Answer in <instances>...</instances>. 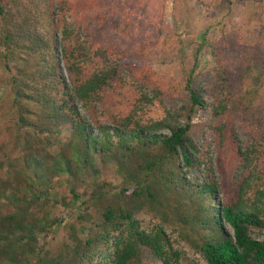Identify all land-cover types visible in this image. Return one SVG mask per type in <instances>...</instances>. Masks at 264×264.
I'll list each match as a JSON object with an SVG mask.
<instances>
[{
	"label": "trees",
	"instance_id": "1",
	"mask_svg": "<svg viewBox=\"0 0 264 264\" xmlns=\"http://www.w3.org/2000/svg\"><path fill=\"white\" fill-rule=\"evenodd\" d=\"M151 2L0 0V64L21 151L11 162L0 158V264H102L107 256L111 264H175L169 228L205 264H264V240L253 237L264 233V170L253 173L255 200L243 199L245 168L264 166V37L247 47L222 34L209 43V79L191 70L181 83L153 71L145 61L153 45L135 39L136 17ZM71 101L94 126L98 115L108 125L94 133ZM195 116L233 176L231 189L189 178L203 164L189 133ZM97 162L113 164L120 184L102 181L77 195L82 174H99ZM63 176L76 221L94 231L69 224L68 243L50 255L39 239L61 223L51 214L63 200L48 193ZM145 216L155 222L150 233Z\"/></svg>",
	"mask_w": 264,
	"mask_h": 264
},
{
	"label": "rangeland",
	"instance_id": "2",
	"mask_svg": "<svg viewBox=\"0 0 264 264\" xmlns=\"http://www.w3.org/2000/svg\"><path fill=\"white\" fill-rule=\"evenodd\" d=\"M174 2L175 6L172 0H152L153 7L136 17L137 22L133 29L137 41H148L153 45L148 51V57L145 59L148 66L156 73L171 77L178 82L182 83L184 72L191 70L197 74L202 82L209 79L213 71L209 43L217 40L222 34L233 39L240 46L247 47L254 46L261 37H264V0H175ZM159 10L162 14L154 16ZM129 42L125 39L119 41L123 47H126ZM134 47L136 46L133 45L132 49ZM63 72L62 70L64 75ZM8 75L0 64V145L3 147V155L0 158L6 162H11L21 155V151L15 144V139L18 136V120L14 113L9 111L11 84ZM126 81L130 85L132 84L129 80ZM130 91L134 92V89L132 88ZM71 104L78 109L81 120L86 121L94 133L97 131L98 126L108 125L106 119L98 115V126H94V124L88 122V117L84 114L80 105L75 102L72 103V101ZM173 106L175 104H165L166 109ZM60 130L61 140L66 142L70 128L64 126ZM189 133L194 137L203 163L199 172L189 175L190 180L196 183L218 180L221 181L222 185H227V189H231L233 176L224 172L212 139L203 132L200 116H195L192 119ZM239 140L244 144L248 139L247 136L239 133ZM96 168L99 171L98 175L86 172L80 176L78 183L75 184L77 195L83 196V194L89 193L95 184L102 181L114 186L120 184L121 175L115 172L113 164L103 166L97 162ZM245 169H243V172L245 170V179L249 188L243 191V199L247 205H250L255 200L253 178L259 171L264 170V166L252 164ZM253 173L256 174L253 175ZM65 179V176L61 178L60 186L52 184L55 189L48 193L52 199L63 200V204L55 206L51 214L53 218L60 220L61 223L53 228L47 237L39 239L43 252H49L50 255L57 254L59 249L68 243L67 226L69 224H75L78 228H85L86 231H94L92 226H87L81 222L79 224L76 221V215L72 209L73 201L67 194L69 187ZM232 187H234V184H232ZM238 187L237 191L239 190ZM226 195L232 197L230 194ZM218 200L222 203L223 192L218 195ZM91 215L94 222L100 221L99 212L96 210L91 211ZM154 225L155 222L149 216L144 217L142 226L147 233L152 231ZM224 229L231 236L230 228L224 226ZM165 233L169 237L172 250L179 256L176 262L173 260L175 264H205L200 255L180 240L172 228L166 229ZM253 237L263 241L264 233L255 232ZM111 260V256H107L105 261L102 260V264H111ZM141 264L161 263L142 257Z\"/></svg>",
	"mask_w": 264,
	"mask_h": 264
}]
</instances>
